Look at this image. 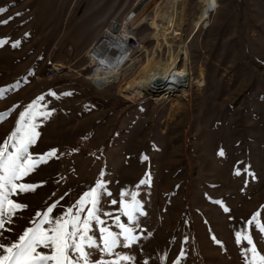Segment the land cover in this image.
<instances>
[{
  "label": "rangeland",
  "instance_id": "374dc122",
  "mask_svg": "<svg viewBox=\"0 0 264 264\" xmlns=\"http://www.w3.org/2000/svg\"><path fill=\"white\" fill-rule=\"evenodd\" d=\"M138 1L0 0L7 9L0 20L11 17L0 24V38H10L0 46V143L19 112L44 95L54 111L41 120L30 151L58 150L21 181L40 186L13 197L28 207L5 236L15 239L45 203L59 201L54 212L61 214L103 173L112 193L101 197L103 211L119 214L110 201L127 189L138 192L146 213L138 216V242L116 252L135 264H173L181 251V264H245L246 242L238 246L234 232L257 212L264 223V0H185L172 55L189 80L184 96L165 100L152 90L126 96L121 76L105 85L90 79L88 54L104 48L106 30L136 39L123 66L126 82L166 63L167 48L157 50L149 23L165 0ZM53 65L63 68L48 77ZM146 173L150 182L139 184ZM100 227L93 224L98 243ZM249 232L264 254V233L254 225ZM90 251L96 261L115 258Z\"/></svg>",
  "mask_w": 264,
  "mask_h": 264
},
{
  "label": "snow or ice",
  "instance_id": "6c2138e0",
  "mask_svg": "<svg viewBox=\"0 0 264 264\" xmlns=\"http://www.w3.org/2000/svg\"><path fill=\"white\" fill-rule=\"evenodd\" d=\"M6 11L7 9L0 8V14ZM10 19L11 17L8 20H0V24L9 23ZM9 42L10 38H0V46ZM19 43L20 41H15L12 46L18 47ZM5 91L6 89L0 88V98L4 96ZM48 95L58 96L51 91ZM60 95L67 96L72 93ZM44 101L45 97L41 95L25 106L23 111L19 112L14 130L0 143V264H135L134 256L121 254L115 250L118 247L130 248L138 242L141 238L136 234L138 216L146 213L137 198L138 192L127 189L121 190L119 200L110 201L112 205H119V214L103 211L101 197L112 195L106 187L103 173L96 180L94 187L85 191L74 203L61 208V214L56 215L54 212L59 206V201L45 203L44 207L37 210L34 217L29 219V226L17 234L15 239L5 236V232H13L10 226L14 224V218L19 219V212L28 207L13 197L21 193L34 192L40 186L21 181L35 172L40 165L56 157L58 152L57 149H50L42 154L30 151L40 136L38 128L41 120H47L54 111L48 110ZM4 118L5 114H0V121ZM219 154L224 155L223 151ZM243 171L246 172L247 169ZM234 175H241V169H235ZM149 182L150 174L146 173L139 184L145 185ZM216 203L222 205L221 201ZM223 210L229 211L227 207ZM102 216L110 218L119 231H113L106 226L107 221ZM122 216L127 218V223L121 220ZM259 216V212L253 214L241 229L234 232L238 246L246 242L247 247L241 249L245 264H264V254L258 250L249 232V228L254 225L264 233V223L259 222ZM93 224L102 226L99 228V243L93 234ZM97 248L115 258L111 261L91 259L90 250ZM183 256L184 252L181 251L173 264H181ZM143 264H148V261H143Z\"/></svg>",
  "mask_w": 264,
  "mask_h": 264
},
{
  "label": "bare ground",
  "instance_id": "6f19581e",
  "mask_svg": "<svg viewBox=\"0 0 264 264\" xmlns=\"http://www.w3.org/2000/svg\"><path fill=\"white\" fill-rule=\"evenodd\" d=\"M184 2L185 0H165L157 10L156 16L149 20L153 29L152 39L156 41L157 50H161L162 44L167 48L168 57L165 64L145 67L132 80L126 82L127 72L126 67L123 66L131 55V47L127 46L130 36H126L125 33L118 35L113 31L106 30L103 38L99 39L105 43L104 48L101 50L93 48L88 54V58L94 66L92 77L99 75L102 79L97 80L104 85L116 81L118 76L123 77L120 91L123 90L126 96L137 97L142 92L151 90L157 91L159 99L162 100L174 95V92L184 96L189 72L185 66L177 68V59L172 55V48L180 38L183 25ZM113 29H116V26H113ZM154 54L155 51L152 55L154 56ZM92 57L96 59L93 60ZM101 59L116 65L115 70L100 65L99 60ZM130 65L131 63L128 66ZM98 68L101 69L99 73H97Z\"/></svg>",
  "mask_w": 264,
  "mask_h": 264
},
{
  "label": "clouds",
  "instance_id": "9594fccd",
  "mask_svg": "<svg viewBox=\"0 0 264 264\" xmlns=\"http://www.w3.org/2000/svg\"><path fill=\"white\" fill-rule=\"evenodd\" d=\"M92 59L95 60L96 58L92 57ZM99 64L102 65V66H105V67H107V68H109L111 70H115V68H116V65L109 64L108 61L103 60V59L99 60ZM100 71H101V69L98 68L97 69V73H99ZM90 79L93 81V83H95L97 79H102V77H100L99 75H94L93 77H90Z\"/></svg>",
  "mask_w": 264,
  "mask_h": 264
},
{
  "label": "built area",
  "instance_id": "2783aa9c",
  "mask_svg": "<svg viewBox=\"0 0 264 264\" xmlns=\"http://www.w3.org/2000/svg\"><path fill=\"white\" fill-rule=\"evenodd\" d=\"M135 41H136V39H134V38L127 40V46H129L131 48L134 47L133 42H135ZM61 68H63V67L53 65L52 68L48 70L49 73L47 74V76L48 77L54 76L55 74H57L61 70Z\"/></svg>",
  "mask_w": 264,
  "mask_h": 264
},
{
  "label": "water",
  "instance_id": "95a60500",
  "mask_svg": "<svg viewBox=\"0 0 264 264\" xmlns=\"http://www.w3.org/2000/svg\"><path fill=\"white\" fill-rule=\"evenodd\" d=\"M141 1H144V0H139L138 3H140ZM117 25V23H114L113 26L115 27Z\"/></svg>",
  "mask_w": 264,
  "mask_h": 264
}]
</instances>
